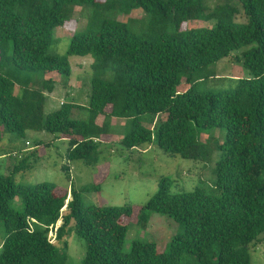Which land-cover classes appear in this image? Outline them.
<instances>
[{"label":"trees","instance_id":"1","mask_svg":"<svg viewBox=\"0 0 264 264\" xmlns=\"http://www.w3.org/2000/svg\"><path fill=\"white\" fill-rule=\"evenodd\" d=\"M222 2L211 6L209 0H0L2 70L70 77L71 56L94 59L89 121L71 118L74 104L63 103L45 114L46 93L56 86L52 78L41 77L17 93L14 80L0 72V127L17 139L36 131L68 140L62 167L67 174L68 161L97 160L114 118L130 121L123 148L154 143L169 155L201 160L205 167L214 150L197 144L193 125L226 131L225 141L217 145L221 157L215 169L216 193L199 187L170 192V179H163L141 208L137 222L143 228L151 220L150 212L167 215L179 225L165 251L153 241L138 239L124 250L128 227L123 218L133 215V207L84 205L82 200L84 193L100 192L102 183L81 189L72 185L70 200L51 182L17 184L14 177L29 166L27 159L39 157L41 147L52 145L38 142L12 173L0 174V264H67L58 245L63 243L66 250L74 233L86 241L81 264H184L187 256L195 264H251L252 245L264 242V0ZM87 6L96 11L87 28L73 35L67 54H49L54 29L71 20L78 7ZM137 10L148 21L141 34L129 31L131 19L119 20ZM241 12L246 23L233 20ZM214 18L213 26L181 29L184 23ZM243 48L247 50L240 60L250 77L238 80L231 90L196 88L198 72ZM147 115L156 125V137L144 125ZM16 197L22 208L12 206Z\"/></svg>","mask_w":264,"mask_h":264},{"label":"rangeland","instance_id":"2","mask_svg":"<svg viewBox=\"0 0 264 264\" xmlns=\"http://www.w3.org/2000/svg\"><path fill=\"white\" fill-rule=\"evenodd\" d=\"M209 2L211 6H215L222 0H209ZM95 11L96 8L93 6H87L85 9L78 7L71 20L67 21L63 27L54 29L52 34L54 41L49 49V54L66 55L73 35L83 32L87 28L88 21ZM129 19L131 20L129 21ZM119 20L129 21L128 29L135 34L145 32L148 25L147 16L142 10L134 11L129 16L121 15ZM233 20L237 23H244L243 12ZM216 22L217 18L209 22L193 20L184 23L181 29H199L213 26ZM171 31L169 29V32ZM245 50L247 48L234 51L228 58L198 72L193 80L196 82V88L199 91L231 90L236 87L238 80L250 77V71L244 67L240 60L241 52ZM69 61L72 67L70 77L61 76L58 73L41 76V74L16 72L15 70L5 71L1 67L0 72L14 80L17 93L21 92V88L34 86L41 80V77L46 80L52 78L55 80L56 86L52 93H46L45 114L59 109L61 103L74 104L77 107L73 109L71 118L89 121V94L93 75L91 64L94 59L92 56H71ZM143 120L146 127L153 130L156 128V125L151 123L150 116H144ZM160 120H162V116L157 119V122ZM128 121L127 119H112L109 125L111 136L101 140L97 160L92 163L84 160L68 161L69 174L62 170L63 165L67 163L68 140H55L53 135L36 131H28L24 139H17L16 135L5 132V127L2 125L0 127V137H2L0 174L12 173L22 157L36 149L38 142L51 141L52 145L49 147L40 148L39 157L27 159L26 163L29 166L14 177L17 184L35 185L41 182H51L56 184L59 194L68 193V200H70L69 191L72 185L81 189L83 186L93 183H102L100 192L84 193L82 200L84 205H131L133 207V215L123 218L128 227L124 250L128 252L131 242L137 239L153 241L161 251L169 250L174 234L179 231V225L167 215L150 212L151 220L143 228L137 222L140 210L158 192L163 179H170V192H187L199 187L204 188L208 193H216L215 169L216 162L221 157V151L217 149V145L225 141L226 131L220 128L197 129L193 125V138L197 144L208 145L214 150L209 165L205 167L201 160L195 161L184 159L179 155H169L154 143L135 150L123 148L121 141L131 129L130 121ZM154 137H156V131ZM15 151H19L18 157ZM9 155L14 158H9ZM12 206L22 208L21 198L16 197ZM59 225L60 223H58ZM0 232H2V225H0ZM50 238L52 242L55 241V232L50 233ZM1 242L0 238V244ZM58 247L61 254H64L61 256L62 260L66 256L67 264H81L86 255V241L75 233L69 239L66 250L63 243H59ZM250 254L251 264H264V242L252 245ZM182 260L184 264H195L188 256L183 257Z\"/></svg>","mask_w":264,"mask_h":264},{"label":"built area","instance_id":"3","mask_svg":"<svg viewBox=\"0 0 264 264\" xmlns=\"http://www.w3.org/2000/svg\"><path fill=\"white\" fill-rule=\"evenodd\" d=\"M63 103H61V105H62Z\"/></svg>","mask_w":264,"mask_h":264}]
</instances>
